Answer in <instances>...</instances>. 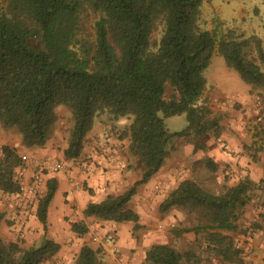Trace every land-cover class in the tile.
Returning <instances> with one entry per match:
<instances>
[{
	"label": "trees",
	"instance_id": "obj_1",
	"mask_svg": "<svg viewBox=\"0 0 264 264\" xmlns=\"http://www.w3.org/2000/svg\"><path fill=\"white\" fill-rule=\"evenodd\" d=\"M203 0H0V126L15 129L25 147L46 142L57 119L56 106L72 110L65 158L77 157L94 117L108 111L113 118L130 116L121 134L128 151L141 165V176L124 191L89 202L85 216L140 227L138 214L128 207L137 186L162 166L175 137L217 135L219 118L198 100L206 85L203 70L214 53L224 58L247 84L264 96V48L259 36L227 29L219 36L199 23ZM91 19H88L89 15ZM160 26L157 42L151 34ZM258 60L259 62H257ZM184 114L186 125L170 131L164 118ZM21 157L15 148L1 146L0 192L15 194L21 182L16 170ZM209 171L216 170L207 160ZM252 183L241 180L217 192L193 178L181 180L158 209L197 211L198 223L173 228L176 235L190 230L202 235L196 247L178 250L169 243H153L141 264H241L232 232L236 210L250 196ZM56 181H46L38 197L36 216L46 230V212ZM3 215L0 212V220ZM256 225V224H255ZM78 236L88 228L71 224ZM231 232V233H230ZM60 245L43 234L37 245L21 247L0 237V264H42ZM98 249L82 244L73 264H104Z\"/></svg>",
	"mask_w": 264,
	"mask_h": 264
},
{
	"label": "crops",
	"instance_id": "obj_2",
	"mask_svg": "<svg viewBox=\"0 0 264 264\" xmlns=\"http://www.w3.org/2000/svg\"><path fill=\"white\" fill-rule=\"evenodd\" d=\"M214 79L213 84L208 83L206 78L205 89L198 102L206 103L211 116L219 118V133H207L200 138L203 148L196 150L192 140L181 142L180 144L187 145V150L178 163L168 168L161 166L141 184L142 188L137 186L136 192L128 202V207L138 214L140 227L135 231L132 230L133 223L130 221L95 219L83 213L89 202H98L108 194L120 193L140 178L141 172H138V166L135 167L136 163L132 164L133 156L128 151L129 139L121 134L129 123L119 121L117 117H109L107 122L98 124L93 121L92 128L83 141L81 152L75 158H65L63 155L69 135L68 133L65 136L64 129L69 127L70 123L63 125L58 115L46 142L40 147L23 146L18 132L0 126V143L15 148L20 156L25 154L53 160L62 159L65 162L62 170L43 172L39 182L40 194H43L46 181L51 178L56 181L55 192L47 207L46 230L44 231L36 216V195L29 191H19L15 194L0 192V212L3 215L0 231L4 228L3 224H12L4 229L12 230L6 234L8 238L14 235L15 231H21V235L32 239L29 246L33 245L34 239L40 242L45 234L60 245L51 258L54 260L59 250L60 254L62 250L60 230L69 228L70 231L71 224L78 221L84 222L88 227L87 224L95 219L97 224L108 227L105 232L114 235L119 251L114 253L111 243L102 238L94 239V232L91 231L77 237L80 246H91V243H95V248L91 247L99 250L98 257L104 264H141L145 249L149 245L166 243L161 240L163 234L155 229V222L158 221L155 219V209L157 211L160 202L181 180H200L197 169L206 173L209 171L207 160H211L216 170L226 169L223 177L225 185L233 186L243 179L252 183L250 198L241 207L240 216L237 215V228L232 235L242 246L241 264H264V215H258L250 208V203L254 200L256 206L264 205V102L256 104L257 91L226 64L218 66ZM16 176L25 186L35 179L30 167L21 169L19 166ZM70 177L77 184L76 188L73 187L74 183L70 182ZM162 213L164 214L159 218L162 224L165 223L166 229L170 230H167L168 232L181 227L177 224L179 219L174 217L176 208ZM190 231L195 233L194 230ZM168 232L166 234H169ZM172 233L180 238L185 232L178 235Z\"/></svg>",
	"mask_w": 264,
	"mask_h": 264
},
{
	"label": "rangeland",
	"instance_id": "obj_3",
	"mask_svg": "<svg viewBox=\"0 0 264 264\" xmlns=\"http://www.w3.org/2000/svg\"><path fill=\"white\" fill-rule=\"evenodd\" d=\"M91 18L92 15L90 14L88 19ZM199 23L202 27L211 30L217 36H219L222 32L226 31L229 28L235 30L237 33L244 34V36L255 34L261 38L262 44L264 45V0H203L200 7ZM160 35L161 31L159 26L156 30L152 32L151 40L157 42ZM256 61L259 62L258 60ZM223 64H225L224 58L220 54L214 53L211 56L207 67L203 70V74L207 78L208 83H213V80H215L214 76L217 72L218 66H222ZM260 66L264 70V66L262 64H260ZM253 89L257 91L256 95L257 98L261 101V103L264 102L263 92L256 87H253ZM55 112L57 113L56 115H58L59 118L62 119V122L64 123L63 125L67 126L69 122V127L72 126L73 115L70 107L65 104H60L56 106ZM109 117H112L111 114L108 111H104L94 117V123L98 124L103 121L107 122L109 120ZM117 118L119 121H124L126 123H129L131 121L130 116L124 115L118 116ZM164 123L168 130L177 131L181 130L187 122L185 115L182 113L164 118ZM69 127H66L64 129L65 136L69 133ZM13 131L17 132L15 129H13ZM185 140L186 139L182 137H175L169 142V144L167 145L169 155L164 159L162 167L168 168L178 163V160L181 159L182 154L187 150V145L180 144ZM190 140L194 141L193 138H190ZM2 145H4V143H0V155ZM132 159L134 160L132 164L134 165V163H136L135 167L138 166V172L140 173V163L138 162L136 157H133ZM197 170L199 173L198 176L200 177V180L197 179V181H200L203 186L207 189L217 192L222 189L223 185H225V181L223 179V177L225 176V168L224 170H216L215 172L206 171V173H201L199 168ZM32 183L33 181L28 182L27 186L31 185ZM139 187L142 188L143 186L140 185ZM35 188L37 190V193H35L34 195H36V197L38 198L41 195L39 183H37V186ZM254 206H256L255 200L253 203H250V208L252 209ZM155 213L157 217L155 219H158V221L155 222V229L159 233L163 234L161 239L162 241H166V243L168 242L178 250L196 247V245L198 244L197 242L199 241V238H201L202 235H195V233H193L192 231H187L183 233L179 238L175 236L172 232H168L170 230L166 229L165 223L162 224V221L159 216L164 213H162L159 209H157V211L155 209ZM197 213V211H188L187 209L176 208V213L174 217L179 219V222L177 224H180L181 227H191L193 224H196L199 221ZM241 213L242 208L240 207L236 210V214H239L240 216ZM95 219L90 221V224H87V232L91 231L98 232L100 235L104 234L105 230H107L106 228L108 227L104 224H97L98 221H96ZM158 224H160V227H158ZM9 225L12 224H3L4 228L0 231V237L2 238L3 242L8 243L10 241H17L21 247H28L31 242L30 240L32 239L25 237V235H21V231H15L14 235H11L12 239L11 237L8 238L6 234L9 231L12 232V230L4 229L7 228ZM60 231L62 239L61 254L59 250L57 257L54 260L50 258L44 261L42 264H73V260L80 246V241L77 240L78 235L71 229L70 232L69 228H63V230ZM166 232H168L169 234H166ZM38 242L39 240L36 242V239H34L33 245ZM90 245L94 248L96 246L95 243H91ZM208 264L220 263H218L217 259L212 257L209 260Z\"/></svg>",
	"mask_w": 264,
	"mask_h": 264
},
{
	"label": "built area",
	"instance_id": "obj_4",
	"mask_svg": "<svg viewBox=\"0 0 264 264\" xmlns=\"http://www.w3.org/2000/svg\"><path fill=\"white\" fill-rule=\"evenodd\" d=\"M255 102L256 104L261 103L259 99H257ZM20 157H21L20 168L25 169L27 167H30L32 170V176L35 178L33 179V183L29 186H25L21 184L20 192L29 191L32 194L37 193V190L35 187L37 186V183H39L42 180L41 176L43 172L45 171L55 172V171L62 170L65 167V162L62 159L53 160V159H48V158H43V157L29 156L25 154H22ZM69 180L70 182L74 183L72 177H70ZM73 187L76 188L77 184L74 183ZM252 210L254 213H257L258 215L260 214L264 215V205L255 206L253 207ZM92 237L96 240H99L100 238H102L106 242L111 243L112 245L111 248H112V251H114V253L115 252L117 253L119 251L115 243V237L112 233L105 232L103 235H100L98 232H94V234H92ZM234 246L240 251V253H242L241 252L242 246L239 242L235 241Z\"/></svg>",
	"mask_w": 264,
	"mask_h": 264
}]
</instances>
